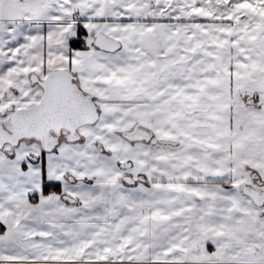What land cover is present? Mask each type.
Instances as JSON below:
<instances>
[{
  "label": "snow or ice",
  "instance_id": "1",
  "mask_svg": "<svg viewBox=\"0 0 264 264\" xmlns=\"http://www.w3.org/2000/svg\"><path fill=\"white\" fill-rule=\"evenodd\" d=\"M0 264H264V0H0Z\"/></svg>",
  "mask_w": 264,
  "mask_h": 264
}]
</instances>
